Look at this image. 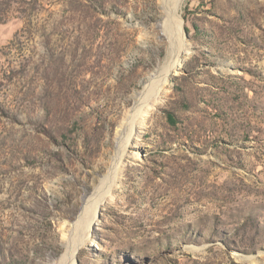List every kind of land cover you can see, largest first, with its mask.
I'll use <instances>...</instances> for the list:
<instances>
[{
	"label": "rangeland",
	"instance_id": "1",
	"mask_svg": "<svg viewBox=\"0 0 264 264\" xmlns=\"http://www.w3.org/2000/svg\"><path fill=\"white\" fill-rule=\"evenodd\" d=\"M169 4L0 0V264H264V0H185L157 98Z\"/></svg>",
	"mask_w": 264,
	"mask_h": 264
},
{
	"label": "bare ground",
	"instance_id": "2",
	"mask_svg": "<svg viewBox=\"0 0 264 264\" xmlns=\"http://www.w3.org/2000/svg\"><path fill=\"white\" fill-rule=\"evenodd\" d=\"M185 0H170V4L168 6L169 13L172 17V23L169 26V29L173 33L176 41L174 43V49L171 51V55L169 57V62L166 64V67L163 68V72L160 75H163L161 78H156V80H152L149 85L145 88V95L146 93L151 90L152 96L157 95L161 90H163L169 81V77L173 75L174 72L177 71L178 68H181L182 65V56L183 52H186L188 54V48L186 46L181 45L182 40V16H181V8L184 4ZM132 148H136L135 143L132 142ZM132 158L134 160H141V157L138 152L134 151V156L132 155ZM99 206H97L98 208Z\"/></svg>",
	"mask_w": 264,
	"mask_h": 264
}]
</instances>
